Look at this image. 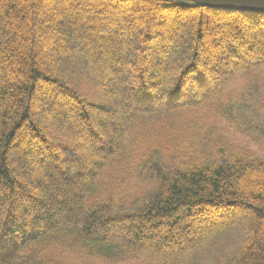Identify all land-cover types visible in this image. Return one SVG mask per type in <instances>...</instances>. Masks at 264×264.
I'll return each mask as SVG.
<instances>
[{
  "label": "trees",
  "instance_id": "1",
  "mask_svg": "<svg viewBox=\"0 0 264 264\" xmlns=\"http://www.w3.org/2000/svg\"><path fill=\"white\" fill-rule=\"evenodd\" d=\"M75 2L81 9L66 17L71 3L55 15L54 0H0V73L15 76L0 77V264H87L117 253L180 264L226 235L232 244L211 264H264V13L188 0ZM48 17L57 26L43 33ZM246 23L262 34L245 36ZM88 25L91 35L113 27L112 36L92 41ZM242 84L232 96L230 85ZM38 91L48 105L33 103ZM214 117L256 149L215 144L205 131ZM23 131L43 157L19 149ZM197 220L212 223L185 236Z\"/></svg>",
  "mask_w": 264,
  "mask_h": 264
},
{
  "label": "rangeland",
  "instance_id": "2",
  "mask_svg": "<svg viewBox=\"0 0 264 264\" xmlns=\"http://www.w3.org/2000/svg\"><path fill=\"white\" fill-rule=\"evenodd\" d=\"M54 2H55V5L59 8L58 11L55 10V13H53L55 15L60 10H62L60 8V6H59V4H61V2H66L67 4L68 3L72 4V5H68L69 8L67 10H62V11L65 12L66 17L70 15L71 11L80 10L81 6L83 4L82 2L73 3V0H54ZM85 2L92 3V0H85ZM131 2H133V1H131ZM135 4H136V2H135ZM182 20H184L181 23L182 24L181 27L183 28L185 26L184 22H185L186 19L182 18ZM40 22H41V25H42L40 27V29L43 31V33L44 32L47 33V32H49L51 30V27L53 28V27L57 26V24L52 19V17L45 18V20L42 19ZM178 24H180V20H179ZM123 25H124V27H128L129 28V24L128 23L127 24L123 23ZM112 26L116 27L117 25L115 26L114 24H112ZM113 27L101 28L96 35H91L90 32H92V27H90L88 25L86 27L85 31H82V34H88L89 39H91L92 41H98L99 42L103 38H108V37L112 36V28ZM120 28H122V27H120ZM211 30H212V27L207 29V32H210ZM242 30H243L244 35L248 36V37H249V35H254V34H257V33L260 34V35L262 34L261 30L253 27L251 24H248V23L243 25ZM74 32L75 31H71L70 33L73 34ZM205 35H206V38H207L208 34L205 33ZM102 36H103V38H102ZM176 36L177 35H175V37H172V39H171L172 45H174V44L176 45V42L178 43V36L177 37ZM121 40H123L122 36H120L119 38H118V36L116 37V43L114 44V46L117 47L118 50L120 49V45L118 44V41L120 42ZM41 41H42V38L35 36L34 37V43L31 44V47L34 50L40 49ZM21 43H22V41H21ZM157 54H159V53L157 52ZM160 54H162V53H160ZM123 57L124 56H121V58H123ZM100 58H106L105 54L100 53ZM249 58H252V56H250ZM13 65L14 64L12 62L10 67L13 66ZM0 69H1V66H0ZM9 70L12 71L11 69H9ZM2 71H0V72H2ZM80 72L81 71H78L77 74H79ZM115 72L119 73L118 70H115ZM0 74H1L0 77H2L4 82H12V81L15 80V78H14L15 76L11 72L5 73V74L0 73ZM108 75L109 74H107V76ZM79 80H80L79 81L80 85L82 87L78 86V84H77V86L81 90L87 92L88 94H91L92 93L91 91H93L99 97V94L96 92L97 88L91 83L92 81H90V79H82V78H80ZM245 83H247V82H245ZM230 86L232 87L231 90L233 91V93H231L232 96H235V93L239 92L240 90H243L246 87L245 84H242L240 86L239 85H236V86L230 85ZM52 97L50 98V100L51 99H52V101L54 100V102H52V105H55L56 101L58 100V97H56V96H52ZM48 102L49 101L46 98V94L45 93L42 94L41 91H38L37 94L33 98V103L35 105L46 106V105H48ZM64 106H66V105H64ZM69 125L71 127H73V128L79 129L78 128L79 125L76 123L75 119H73V118H70ZM211 125H212V127H210L209 129H207L205 131H207L208 137H209V130H210V134L212 135L211 139H214V140L218 141L215 144H226V145L229 144L231 146H235L236 148H238V146H244L243 148H245L247 150L256 149L255 148L256 147L255 143H253L246 136H244V135H242V134H240V133H238L236 131L231 130L228 127L227 123L224 122L222 119L214 117L212 119ZM104 127H106V125ZM20 137L21 138L18 141V144L20 146L19 149L23 147V149L25 151L27 150L26 151V156L32 155L31 152H33V149H34L36 151V153L34 155V156H36V158L43 157L44 152H42L41 149L38 148L37 144L33 142V141H35L34 139L28 138V135H26L25 132H24V134L22 133V135ZM29 141H31V142L29 143ZM91 144H92L91 142L86 141L84 143L85 150H88L89 147L95 150L96 147L91 145ZM37 165H38L37 162H34V163L32 162L30 164V169L32 170L31 174H30V178L32 180H35V181H38V177H37V174L35 172L37 170ZM86 168L87 167H84V169H83L85 172H86ZM76 169H77L76 166H74L72 164L71 165L69 164V165L66 166V168L64 170L67 173H73ZM55 177H56L55 181H58L59 180L58 176L56 175ZM228 214L230 215V212ZM216 219L217 220L221 219V217L219 216ZM149 223H151V221ZM211 223L212 222H210V220H207L205 222L203 221V223L197 220V221H195V223L191 224L190 226H188L187 229H185V232H184L185 236H187L189 238L196 237L197 236L196 234L198 233V230H199L198 227L201 224L202 225H207V224H211ZM163 230H164L163 228H159L158 229V231H163ZM144 232H146V231H143V234H145ZM177 233H178V229H173V230L172 229H168V232L165 233V234H167L168 237H172L173 239H176L174 237H176ZM113 234L117 235V234H120V232L114 231ZM187 237H186L185 240L188 239ZM157 238L160 239V237H157ZM232 242H233L232 237L226 235V236H222V237H220V239H218V241L216 242V244L218 245L217 247H216V244H214L212 247H209V248H200V249L191 248L189 250V252L186 254V256L184 257V259L180 262V264H211V263H214V261L216 260L215 256L218 254V252H215V250L218 247H221V246H223L225 244H227V246H228V245L232 244ZM159 243H160V241H159ZM130 255L131 254H128V255L123 254V255H121L120 253H117V254L113 255V258H110V259H104V258H101V257L88 258L90 260H88L87 264H157V260L153 256H149V255H145V254H138V255H132V256H130ZM74 262H79V261H74Z\"/></svg>",
  "mask_w": 264,
  "mask_h": 264
},
{
  "label": "water",
  "instance_id": "3",
  "mask_svg": "<svg viewBox=\"0 0 264 264\" xmlns=\"http://www.w3.org/2000/svg\"><path fill=\"white\" fill-rule=\"evenodd\" d=\"M196 5L229 11L264 13V0H188Z\"/></svg>",
  "mask_w": 264,
  "mask_h": 264
}]
</instances>
